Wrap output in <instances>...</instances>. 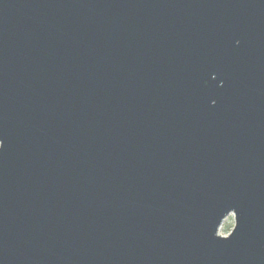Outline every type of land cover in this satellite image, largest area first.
<instances>
[{
  "label": "water",
  "instance_id": "95a60500",
  "mask_svg": "<svg viewBox=\"0 0 264 264\" xmlns=\"http://www.w3.org/2000/svg\"><path fill=\"white\" fill-rule=\"evenodd\" d=\"M0 142V264H264V0H0Z\"/></svg>",
  "mask_w": 264,
  "mask_h": 264
},
{
  "label": "rangeland",
  "instance_id": "374dc122",
  "mask_svg": "<svg viewBox=\"0 0 264 264\" xmlns=\"http://www.w3.org/2000/svg\"><path fill=\"white\" fill-rule=\"evenodd\" d=\"M234 226V216L233 214L228 215L222 222L219 228V235L225 236L227 235Z\"/></svg>",
  "mask_w": 264,
  "mask_h": 264
},
{
  "label": "snow or ice",
  "instance_id": "6c2138e0",
  "mask_svg": "<svg viewBox=\"0 0 264 264\" xmlns=\"http://www.w3.org/2000/svg\"><path fill=\"white\" fill-rule=\"evenodd\" d=\"M0 145H2V142H0Z\"/></svg>",
  "mask_w": 264,
  "mask_h": 264
},
{
  "label": "clouds",
  "instance_id": "9594fccd",
  "mask_svg": "<svg viewBox=\"0 0 264 264\" xmlns=\"http://www.w3.org/2000/svg\"><path fill=\"white\" fill-rule=\"evenodd\" d=\"M0 147H2V145H0Z\"/></svg>",
  "mask_w": 264,
  "mask_h": 264
}]
</instances>
